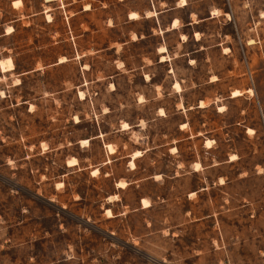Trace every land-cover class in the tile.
Here are the masks:
<instances>
[{
	"label": "rangeland",
	"instance_id": "374dc122",
	"mask_svg": "<svg viewBox=\"0 0 264 264\" xmlns=\"http://www.w3.org/2000/svg\"><path fill=\"white\" fill-rule=\"evenodd\" d=\"M184 1L0 0V264H264V0Z\"/></svg>",
	"mask_w": 264,
	"mask_h": 264
},
{
	"label": "bare ground",
	"instance_id": "6f19581e",
	"mask_svg": "<svg viewBox=\"0 0 264 264\" xmlns=\"http://www.w3.org/2000/svg\"><path fill=\"white\" fill-rule=\"evenodd\" d=\"M181 4H182V5H185V1H184V0H181ZM86 10H87V9H86ZM130 15H131L132 17H134V18L137 17L135 13H132V14H130ZM148 15H149V14H148ZM175 26H176V23L173 24V28H175ZM10 32H11V30L8 31L7 34H9ZM13 68H14V67H13V63H12V61H11L10 59H5V60H3V61H0V69H1L2 72L13 70ZM176 87L178 88L177 85H176ZM238 95H239L238 92H234V97H235V96H238ZM79 96L82 97L83 94H82V93H79ZM200 105H201V107H202V106H203V103H201ZM81 143H82V144H87V141L85 140V141H82ZM206 144L209 145V142H207ZM136 157H138V153H135L132 159H134V158H136ZM129 166L133 169V168H134L133 162H130V163H129ZM92 173L95 175V174L98 173V171H97V170H94ZM119 185H120V184H119ZM145 203H146V202L143 201V204H145ZM107 213L109 214L108 211H107Z\"/></svg>",
	"mask_w": 264,
	"mask_h": 264
},
{
	"label": "trees",
	"instance_id": "16d2710c",
	"mask_svg": "<svg viewBox=\"0 0 264 264\" xmlns=\"http://www.w3.org/2000/svg\"><path fill=\"white\" fill-rule=\"evenodd\" d=\"M13 33H14V32H13ZM14 65H15V69H16L17 66H16V64H14Z\"/></svg>",
	"mask_w": 264,
	"mask_h": 264
}]
</instances>
